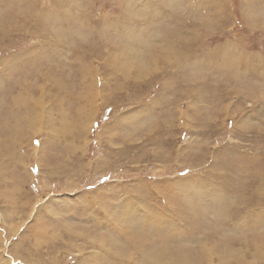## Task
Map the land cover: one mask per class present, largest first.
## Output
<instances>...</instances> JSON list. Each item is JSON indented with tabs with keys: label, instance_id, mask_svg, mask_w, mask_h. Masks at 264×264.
<instances>
[{
	"label": "rangeland",
	"instance_id": "1",
	"mask_svg": "<svg viewBox=\"0 0 264 264\" xmlns=\"http://www.w3.org/2000/svg\"><path fill=\"white\" fill-rule=\"evenodd\" d=\"M261 103L264 0H0V264H264Z\"/></svg>",
	"mask_w": 264,
	"mask_h": 264
},
{
	"label": "snow or ice",
	"instance_id": "2",
	"mask_svg": "<svg viewBox=\"0 0 264 264\" xmlns=\"http://www.w3.org/2000/svg\"><path fill=\"white\" fill-rule=\"evenodd\" d=\"M141 19L142 18H138L134 13L130 14V16H129L130 22H133V23L141 22ZM109 111H111V110H109ZM128 115L131 116V115H133V113H129ZM258 117H264V103H261L258 106L257 110H255L252 113H249L247 117H242V118L238 119L236 121V124L242 125L246 122V120H256ZM121 119H123V118H121ZM183 223H184L185 228H187L189 226V221L186 220Z\"/></svg>",
	"mask_w": 264,
	"mask_h": 264
},
{
	"label": "crops",
	"instance_id": "3",
	"mask_svg": "<svg viewBox=\"0 0 264 264\" xmlns=\"http://www.w3.org/2000/svg\"><path fill=\"white\" fill-rule=\"evenodd\" d=\"M255 6H256V5H255ZM244 11H245V10H244ZM244 11H243V12H244Z\"/></svg>",
	"mask_w": 264,
	"mask_h": 264
}]
</instances>
